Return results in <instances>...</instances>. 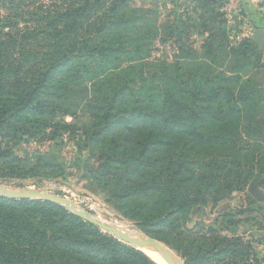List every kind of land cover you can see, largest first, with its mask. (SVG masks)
<instances>
[{
    "label": "rangeland",
    "instance_id": "rangeland-1",
    "mask_svg": "<svg viewBox=\"0 0 264 264\" xmlns=\"http://www.w3.org/2000/svg\"><path fill=\"white\" fill-rule=\"evenodd\" d=\"M229 1L0 0V64L23 70L20 72L23 75L32 68L57 65L55 61L69 56L73 37L87 39L83 42L90 45L95 43L93 40L105 37L107 43L119 50L113 54V59L117 58L118 64L132 68L129 80H134L139 87H143L140 84L143 81L149 94L163 91L168 83L166 78L173 74L176 64L181 68L177 72L181 81H185L188 75L199 80L202 76L230 77L237 74L242 81L247 80L258 87V95L241 117L228 126L230 131L238 130L244 135L243 139L256 144L255 147L247 153L211 146L193 151L188 149L189 156L199 162L195 166L197 172L209 176L203 164L210 160H218L224 167L217 170L215 186L198 194L196 190L188 191L190 195H197V201L192 206L189 222L176 235L165 236L168 234L158 232L157 228L142 226L127 215L131 213L123 205L127 198L112 195L114 192L124 193L129 188L128 183H121L116 176L124 171V167L113 162V142L118 139L122 154H130L134 138L155 139L156 135L141 130L142 133L135 134L132 141H123L113 129L105 132L102 123L93 120L83 103L86 94L80 90L83 85L90 87L93 75L99 73L94 53L83 58L70 56L59 62L58 66L62 68L54 74L53 84L46 80L34 91H31L33 85L29 86V77H22L20 73L2 79L0 188L57 196L100 223L113 228L129 227L128 231L134 230L142 236L138 240L155 241L181 264H213L208 259L189 258L182 251L192 236L197 239L205 237L211 248L213 231L222 237L239 238L244 245L241 249L263 261L264 200L255 199L250 190L256 188L264 197V49L255 47V51L249 50L248 56H243L237 40L228 41V47L223 45V35L235 33L239 36L241 33L238 29L240 13L236 11L235 1L231 6ZM220 3L225 7L219 8ZM73 17L79 26L74 30L62 28ZM102 22H107L104 27L99 25ZM52 27L63 31L56 44L50 36ZM210 35H218V39H211ZM213 40L223 46L207 52L203 43ZM55 50L59 56L53 60ZM20 53H27L22 61ZM84 64L93 72L86 71L81 79H72L75 66ZM107 65L106 69H109L111 65ZM62 88L78 92L76 98L65 95ZM30 91L33 94L31 104L23 109L28 102L23 98ZM65 98H68L66 104ZM73 102L76 106L68 108ZM38 103L43 109L36 110ZM65 110L70 112L62 114ZM252 120L260 124L256 125ZM87 137L93 142L91 138L86 140ZM171 146L173 150L181 147L176 141ZM156 154L160 155L162 165L171 152L163 150ZM153 174L157 175L156 172ZM130 176L138 181V174L133 172ZM209 229L212 232H208ZM121 233L128 235L125 231ZM162 237L169 244L162 242ZM198 257L212 256L201 254Z\"/></svg>",
    "mask_w": 264,
    "mask_h": 264
},
{
    "label": "trees",
    "instance_id": "trees-1",
    "mask_svg": "<svg viewBox=\"0 0 264 264\" xmlns=\"http://www.w3.org/2000/svg\"><path fill=\"white\" fill-rule=\"evenodd\" d=\"M225 4L227 6L228 2ZM225 4L220 3L218 7L223 8ZM106 23L99 25L104 27ZM64 24L62 28L73 30L79 26L76 17L68 25ZM62 33L57 27L50 31L55 44L57 39L61 40ZM210 38L218 39V35H210ZM223 39V45L228 47L230 38L227 33ZM85 40L73 37L69 56L55 61L57 65L43 69L32 68L27 75L20 73L23 70L0 64V82L3 78L20 73L22 77H29V86L33 85L31 91H34L46 80H50V85L53 84L54 74L62 68L58 66L59 62L74 55L83 58L96 54L99 73L93 75L90 87L83 85L80 90L86 94L83 103L93 120L101 122L105 132L113 129L123 141H132L135 134L142 133L141 130L156 135L155 139L146 136L144 139L134 138L130 154H122V144H119L118 139L113 142V162L124 167V171L116 176L121 183H128L129 188L124 193L114 192L112 195L119 199L127 198L123 205L131 210L130 214L126 213L129 217L144 227L157 228L158 232L172 237L187 225L192 206L197 201V195H190L188 191L196 190L198 194L212 188L219 172L217 170L224 167L218 160H210L203 164L209 176L197 172L195 166L199 162L189 156L188 149L193 151L211 146L247 153L255 147L256 144L244 140L243 134L238 130L230 131L228 126L241 117L248 104L258 95V87L247 80L242 81L237 74L230 77L202 76L199 80L196 76L188 75L185 81H181L177 76L181 68L176 64L173 74L167 78L164 76L168 83L163 91L156 95L149 94L144 89L143 81L140 83L143 87H139L134 80H129L132 68L118 64L117 58L113 59V54L119 50L107 43L105 37L93 40L95 43L92 45L83 42ZM238 42L239 52L243 56H248L249 50L255 51V44L248 38ZM223 45L213 40L210 43L204 42L202 47L212 52L214 48H222ZM26 56L27 53H20V61ZM58 56L59 52L55 50L52 59L56 60ZM107 64L111 65L109 69H106ZM75 67L71 75L75 80L81 79L86 71L93 72L85 64ZM61 90L73 99L78 93L72 88ZM31 91L25 93L23 101L28 102L23 109L31 104ZM67 101L68 98H65L64 103ZM74 102L68 108L76 106ZM38 109H43L41 103L36 104ZM69 112L65 110L62 114ZM252 122L260 124L256 120ZM214 127L219 130L213 131ZM90 140L93 142L92 138ZM173 141L179 142L181 147L170 149ZM163 150L171 154L165 159V164L160 165L161 157L156 153ZM133 172L138 174V181L130 178ZM196 239V236H192V240L187 241L182 250L189 258H204L213 264H264V260H256L255 255L241 249L244 245L237 237H222L213 231L211 248L207 245L208 239L205 242V237ZM161 241L169 244L163 237ZM201 254L212 257H198ZM0 264L156 263L143 252L103 234L94 225L54 203L0 197Z\"/></svg>",
    "mask_w": 264,
    "mask_h": 264
},
{
    "label": "water",
    "instance_id": "water-1",
    "mask_svg": "<svg viewBox=\"0 0 264 264\" xmlns=\"http://www.w3.org/2000/svg\"><path fill=\"white\" fill-rule=\"evenodd\" d=\"M261 35H262L261 31H259V30L255 31L254 36L251 37L250 39L252 41H254L260 49H264V39L262 38ZM250 193L255 199L264 200V197L256 190V188H252L250 190ZM0 197L9 198V199H17L18 198V199H28V200H41V201H47V202H51V203L60 204L61 206H64L67 209V211L70 212L71 214H73V215L79 217L80 219L94 225L99 230H102V231L106 232L107 234L113 235L116 239H118L120 241L132 244L133 246L141 248V249H143V248L153 249L157 253H159L160 255L167 258L170 262L181 264L176 259V257H174L169 251H167L164 247H162L161 245H159L155 241L132 239L130 236L125 235V234L117 231L113 227H110L108 225L100 223L97 220H95L94 218L85 214L84 212L76 210L72 204L64 201L63 199H61L57 196H48V195H43L40 193L27 192V191L12 192L10 190L0 188Z\"/></svg>",
    "mask_w": 264,
    "mask_h": 264
},
{
    "label": "crops",
    "instance_id": "crops-1",
    "mask_svg": "<svg viewBox=\"0 0 264 264\" xmlns=\"http://www.w3.org/2000/svg\"><path fill=\"white\" fill-rule=\"evenodd\" d=\"M233 1L237 5L236 11L240 13V21L237 18L234 19L239 21L238 29L241 30V33H239V39L236 38L235 33H228L230 41H240L246 37L258 47L250 38L254 36L255 31L259 30L262 32L261 36L264 39V0H230V6Z\"/></svg>",
    "mask_w": 264,
    "mask_h": 264
},
{
    "label": "bare ground",
    "instance_id": "bare-ground-1",
    "mask_svg": "<svg viewBox=\"0 0 264 264\" xmlns=\"http://www.w3.org/2000/svg\"><path fill=\"white\" fill-rule=\"evenodd\" d=\"M129 227H123L121 228L120 226H114V229L118 230V231H125L128 232V235L132 238V239H140L142 238V236L140 234H138L136 231H128ZM148 258H150L153 262H155L156 264H177V263H173L170 262L167 258H165L164 256L160 255L159 253H157L155 250L150 249V248H143L141 250Z\"/></svg>",
    "mask_w": 264,
    "mask_h": 264
},
{
    "label": "built area",
    "instance_id": "built-area-1",
    "mask_svg": "<svg viewBox=\"0 0 264 264\" xmlns=\"http://www.w3.org/2000/svg\"><path fill=\"white\" fill-rule=\"evenodd\" d=\"M237 39H239V36H236Z\"/></svg>",
    "mask_w": 264,
    "mask_h": 264
}]
</instances>
